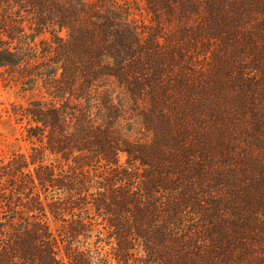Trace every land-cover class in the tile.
<instances>
[{
  "label": "trees",
  "instance_id": "trees-1",
  "mask_svg": "<svg viewBox=\"0 0 264 264\" xmlns=\"http://www.w3.org/2000/svg\"><path fill=\"white\" fill-rule=\"evenodd\" d=\"M0 78V264H264V0H0Z\"/></svg>",
  "mask_w": 264,
  "mask_h": 264
},
{
  "label": "rangeland",
  "instance_id": "rangeland-1",
  "mask_svg": "<svg viewBox=\"0 0 264 264\" xmlns=\"http://www.w3.org/2000/svg\"><path fill=\"white\" fill-rule=\"evenodd\" d=\"M42 96L35 92H24L19 85H6L0 78V158H8L17 151L28 152L29 143L24 141L23 128L9 116L13 104H26ZM124 161V156L122 157Z\"/></svg>",
  "mask_w": 264,
  "mask_h": 264
}]
</instances>
